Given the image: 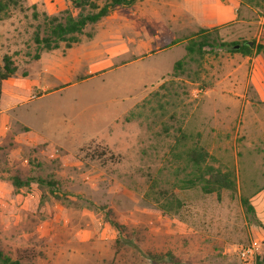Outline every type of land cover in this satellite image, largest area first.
<instances>
[{"label": "rangeland", "instance_id": "1", "mask_svg": "<svg viewBox=\"0 0 264 264\" xmlns=\"http://www.w3.org/2000/svg\"><path fill=\"white\" fill-rule=\"evenodd\" d=\"M67 1V7L49 12L40 2L18 0L0 12L7 34L0 61L10 55L18 77L30 66L35 75L42 70L33 55L35 33L48 31L44 13L61 19L65 9L74 16L90 11ZM202 2L200 9L194 1V30L186 42L205 34L211 46L175 75L172 65L184 56L185 45L107 78L81 62L84 77L60 96L47 94L49 87L16 96L27 100L16 116L23 122L13 118L0 130L5 254L15 258L29 249L34 257L23 264H242L239 247L254 243L252 264H258L264 251V0ZM129 7L127 26H161L159 15L143 25ZM101 20L87 24L78 40L91 38ZM244 41L251 42L247 54L231 51ZM59 48L68 47L61 42ZM9 88L7 80L4 103ZM195 142L209 152L208 165L233 172L234 191L181 188L189 170L184 151ZM104 148V159L97 158ZM17 175L58 181V197L45 184L14 187L10 182ZM172 192L183 203L176 214L163 212L155 201ZM108 211L123 228L107 219ZM167 252L174 259L155 257Z\"/></svg>", "mask_w": 264, "mask_h": 264}, {"label": "crops", "instance_id": "2", "mask_svg": "<svg viewBox=\"0 0 264 264\" xmlns=\"http://www.w3.org/2000/svg\"><path fill=\"white\" fill-rule=\"evenodd\" d=\"M28 1L30 3L40 2L49 12L63 9L69 5L67 0ZM103 1L97 0L98 3ZM194 1L197 6H200V9L203 8L202 0H136L129 5L130 11L139 15L143 25H146L145 19H148L149 22H156V17L159 15L161 26H141V24L140 26H127L128 14L125 13V7L128 5H119L101 18L98 26H94L93 36L88 40H78L64 51H60L59 47L43 51L36 61L42 66L38 75L34 74L33 67L30 66L27 75L10 77L3 81L0 99V130L2 122H11L13 118L18 119L19 123L23 122L21 115L20 118L16 116L19 110H21L20 114L22 113V106L26 105L25 101L27 100H18L16 96L19 93L24 92L28 98L34 89L45 90V87H49L50 91L47 94L58 93L60 96V91L65 87L76 85L78 80L84 77L80 74L81 62L89 65L90 71L95 70L99 72L98 75L103 74L106 77L135 64L144 57L164 50H171L174 47L184 48L187 38L192 36L194 30ZM133 8H136V11ZM152 29L156 32L155 35H151ZM181 31L185 33L180 34ZM6 35L0 28V43L6 38ZM12 38L14 43L15 34ZM172 40L178 41L171 43ZM153 43L156 45L152 46ZM1 46L2 44H0ZM184 53L185 48L181 57ZM7 80L10 86L9 101L5 104L3 94L4 84ZM64 84L68 85L63 87ZM111 103L112 100H110Z\"/></svg>", "mask_w": 264, "mask_h": 264}, {"label": "trees", "instance_id": "3", "mask_svg": "<svg viewBox=\"0 0 264 264\" xmlns=\"http://www.w3.org/2000/svg\"><path fill=\"white\" fill-rule=\"evenodd\" d=\"M18 0H0V12L4 11L10 5H16ZM135 0H104L102 4H99L97 0H74V4L82 9L84 6H88L90 11L83 13L78 12L77 15H73L68 10H62L65 13L60 19L57 15H49L44 13L46 20V26L48 31L44 36H40L38 33L34 35V42L36 43V52L33 55V59H39L40 50H51L59 47V43L63 42L67 47H70L73 43L78 41V35L81 34L87 24L96 23L105 15L109 14L115 7L119 5H131ZM178 40H172L171 43H175ZM212 41H209L208 35H194L185 44V54L181 59H178L173 64V72L175 75L182 70L186 60L193 59L196 55L202 57L204 55L205 46H211ZM230 44V43H229ZM235 44V43H233ZM219 45L225 46L228 43L220 42ZM251 49L249 42L244 41L240 46L231 51L241 52L247 54ZM17 65L14 63L10 55L4 54L0 61V99L2 94V83L5 79L10 77H16L18 75ZM22 76L27 75V69L21 70ZM106 151L104 148L101 152L96 154L97 158L104 159ZM110 158L113 157L112 152H109ZM209 152L198 142H195L184 151V159L186 161L187 168L189 169L186 177L181 181V188L191 189L199 187L205 194L219 193L222 189L234 191L236 189L235 177L232 171H221L215 169L207 164ZM31 182L38 184H45L49 186V191L54 197H58L59 182L56 180H45L40 177H26L14 176L11 179V184L14 187L28 186ZM156 203L163 212L176 214L182 207V201L173 192L166 195H161L160 198H156ZM242 204L247 211L253 212V206L247 198H242ZM110 211L107 212V219L109 218ZM119 229L123 228L116 222H112ZM164 256H169L174 259V255L171 252L165 254L155 255L158 259ZM34 257V254L29 249H21L17 252L16 257L5 254L0 249V264H23V261L30 260ZM258 264H264V251L257 259Z\"/></svg>", "mask_w": 264, "mask_h": 264}, {"label": "built area", "instance_id": "4", "mask_svg": "<svg viewBox=\"0 0 264 264\" xmlns=\"http://www.w3.org/2000/svg\"><path fill=\"white\" fill-rule=\"evenodd\" d=\"M238 251L242 264H252L258 253L257 246L254 243L241 245Z\"/></svg>", "mask_w": 264, "mask_h": 264}, {"label": "water", "instance_id": "5", "mask_svg": "<svg viewBox=\"0 0 264 264\" xmlns=\"http://www.w3.org/2000/svg\"><path fill=\"white\" fill-rule=\"evenodd\" d=\"M249 44L251 45V42H249ZM240 46V44H236V45H234L233 47L234 48H238Z\"/></svg>", "mask_w": 264, "mask_h": 264}]
</instances>
